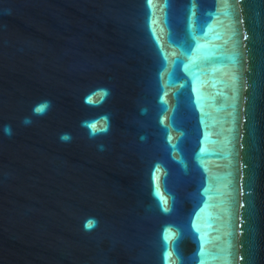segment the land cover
<instances>
[{
    "label": "water",
    "instance_id": "water-1",
    "mask_svg": "<svg viewBox=\"0 0 264 264\" xmlns=\"http://www.w3.org/2000/svg\"><path fill=\"white\" fill-rule=\"evenodd\" d=\"M0 264H264V0H0Z\"/></svg>",
    "mask_w": 264,
    "mask_h": 264
},
{
    "label": "clouds",
    "instance_id": "clouds-1",
    "mask_svg": "<svg viewBox=\"0 0 264 264\" xmlns=\"http://www.w3.org/2000/svg\"><path fill=\"white\" fill-rule=\"evenodd\" d=\"M50 106H51V101L48 100V99H44V100H41L39 103L35 104L33 106L32 111L36 115H43ZM23 123H25V124L31 123V118L30 117H25L24 120H23ZM3 131H4V133L6 135H11L12 128H11V126L9 124H5V125H3ZM60 139L61 140H68V139H70V135L68 133H61ZM94 224H95V220L94 219H89L86 222L85 227L86 228H91L92 226H94Z\"/></svg>",
    "mask_w": 264,
    "mask_h": 264
}]
</instances>
